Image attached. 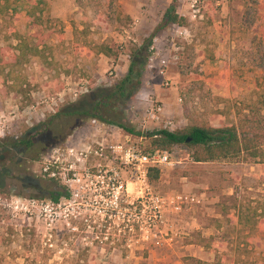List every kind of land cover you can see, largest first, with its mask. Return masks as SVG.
<instances>
[{"label":"rangeland","instance_id":"obj_1","mask_svg":"<svg viewBox=\"0 0 264 264\" xmlns=\"http://www.w3.org/2000/svg\"><path fill=\"white\" fill-rule=\"evenodd\" d=\"M42 1L38 34L27 28L25 3H17L20 14L13 28L25 36L39 37L40 31L49 35L39 46L42 56L21 68L31 85L27 104L8 89L10 80L2 84L9 69L0 68V144L7 137L34 133L70 102L121 80L129 66L130 49L154 33L172 2L115 0L110 7L108 0H83L80 7L75 0ZM175 6L187 23L169 26L152 40L141 85L122 109L129 125L140 133L236 125L241 115L248 114L249 105L258 106L264 115V37L254 42L264 26V0H258L257 6L253 0H177ZM247 9L260 22L251 29L243 25ZM6 36L7 26L0 20V48L6 45ZM101 44L111 47L115 56L97 55L95 47ZM159 106L162 111L152 113ZM100 126L85 122L65 141H89ZM111 134L118 139L117 130ZM143 146L148 142L143 141ZM29 157L16 156L20 169L6 163L12 170L0 187V197L48 203L47 180L38 175L37 163ZM172 158L176 165L161 170L159 181L148 184L150 192L162 199L193 195L200 205L185 210L176 221L168 217L176 235L170 245L135 244L127 249L120 239L100 244L95 231L86 232L82 224L73 223L71 227L78 229L73 232L60 220L50 230L37 214L13 215L6 207L0 208V264H188L189 259L210 261L213 251L224 255L228 264H263L264 231L240 233L236 223L238 211L264 221V166L244 160L196 164L184 148L175 150ZM19 172L26 176L22 185L14 178ZM243 236L249 237L246 252L242 244L236 248ZM253 238L259 240L256 251Z\"/></svg>","mask_w":264,"mask_h":264},{"label":"trees","instance_id":"obj_2","mask_svg":"<svg viewBox=\"0 0 264 264\" xmlns=\"http://www.w3.org/2000/svg\"><path fill=\"white\" fill-rule=\"evenodd\" d=\"M24 2L26 7L25 17L28 20L29 31L36 30V26L42 23L41 15L44 10L42 0H0V20L7 26L9 36L5 37L6 45L0 48V68L9 71L6 73L2 84L10 80L8 89L16 95L23 97L25 104L29 102L27 94L30 90V83L21 75V68L33 58L42 56L43 41L47 39L49 33L40 31L37 35H22L14 28V19L19 16L17 9L18 2ZM76 4L84 7L83 0H75ZM115 0H108L111 7ZM177 0H172L171 4L165 10L160 25L154 30V33L144 40L140 46L130 49V61L126 75L110 88H99L83 95L75 102H70L60 109L54 115L50 116L45 122L41 123L40 129L34 133H27L21 137H7L0 144V187L3 186L5 178H8L12 168L7 162H10L14 169H20L22 164L17 155H26L30 157L32 163H37L42 155L49 149L59 144L72 135L74 131L80 128L85 122H91L111 126L119 129L123 134L134 138H143L148 142V146L143 150L147 154L153 152L173 154L177 149H186L192 162L196 164L211 163L215 161H250L253 164L264 166V115H261V109L256 105L246 107L247 115H241L239 112L236 125L222 124L219 127L213 126H191L183 130L168 131L158 130L150 133H140L126 121L122 109L133 94L138 91L141 85L143 70L147 64L149 49L152 46V40L156 34L160 33L169 26L184 27L187 20L176 12ZM97 4V3H95ZM254 6H257L258 0H253ZM38 14V16H37ZM257 22V23H256ZM259 24L258 17H252L250 9H247L243 17V25L246 29H251L254 24ZM38 34V31L36 30ZM264 37V26L261 27L259 34L254 38V42ZM38 39L39 43H33V39ZM15 42V45L12 44ZM96 54L106 58L114 57L112 48L106 44L96 46ZM258 49V48H257ZM262 68V64L259 66ZM6 78L8 80H6ZM6 86V85H5ZM261 100V97H260ZM189 140L186 143V140ZM23 163V162H22ZM14 178L22 185L26 176L20 174ZM161 170L152 168L147 173L148 184H154L159 181ZM47 190V198L53 203H58L61 198H67L68 194L64 192L58 183L47 180L44 183ZM27 186V184H25ZM30 187L35 188L30 184ZM41 190V189H40ZM44 196H35L34 198H43ZM239 231L254 232L255 229L264 231V221H259L253 214L249 216L238 211L237 223ZM248 236L238 239L236 248L241 244L247 247L245 241ZM252 249L254 251L259 247L258 239L253 238ZM243 252L245 248L242 249ZM240 256L237 257L239 260ZM188 264H228L224 255H219L213 251V257L210 261H199L189 259ZM249 264H258L256 261ZM262 264V263H259ZM264 264V263H263Z\"/></svg>","mask_w":264,"mask_h":264},{"label":"built area","instance_id":"obj_3","mask_svg":"<svg viewBox=\"0 0 264 264\" xmlns=\"http://www.w3.org/2000/svg\"><path fill=\"white\" fill-rule=\"evenodd\" d=\"M151 111L157 114L162 109L159 106ZM155 114L152 118L158 120ZM113 130L119 132L117 140L111 134ZM88 140L76 144L65 141L49 149L37 162L38 175L58 183L67 198L44 203L0 197V208L7 207L13 215L24 212L29 218L37 214L50 230L52 223L60 220L73 232L78 231L76 226L71 227L73 223L82 224L86 232L95 231V240L100 244L120 239L129 249L135 244L161 248L173 243L176 235L168 217L181 219L185 210L200 205V199L182 194L162 199L150 192L149 169L175 166L172 154H147L143 138L103 124Z\"/></svg>","mask_w":264,"mask_h":264},{"label":"water","instance_id":"obj_4","mask_svg":"<svg viewBox=\"0 0 264 264\" xmlns=\"http://www.w3.org/2000/svg\"><path fill=\"white\" fill-rule=\"evenodd\" d=\"M188 142H189V140L187 139V140H186V143H188Z\"/></svg>","mask_w":264,"mask_h":264}]
</instances>
